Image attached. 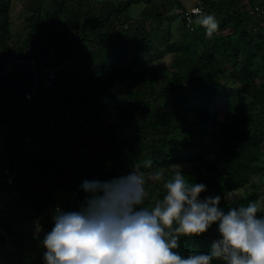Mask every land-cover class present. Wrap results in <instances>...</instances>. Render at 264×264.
<instances>
[{"label": "trees", "instance_id": "16d2710c", "mask_svg": "<svg viewBox=\"0 0 264 264\" xmlns=\"http://www.w3.org/2000/svg\"><path fill=\"white\" fill-rule=\"evenodd\" d=\"M138 3L144 7L134 18ZM13 4L0 0V122L7 126L0 189L27 204L21 212L19 203L0 208V243H22L17 228L30 207L44 232L34 243L44 248L54 216L85 202V180L133 171L145 179L140 208L163 200L176 171L206 185L201 200L220 196L225 212L264 207L253 180L264 163V0H200L190 19L183 0H26L25 38L12 33ZM202 15L219 25L211 36L197 23ZM171 16L182 23L178 31ZM66 59L53 84L28 99L35 77ZM60 189L72 200L59 202ZM219 237L214 223L200 236H182L175 251L207 254ZM22 264H45L44 254Z\"/></svg>", "mask_w": 264, "mask_h": 264}, {"label": "clouds", "instance_id": "9594fccd", "mask_svg": "<svg viewBox=\"0 0 264 264\" xmlns=\"http://www.w3.org/2000/svg\"><path fill=\"white\" fill-rule=\"evenodd\" d=\"M197 23L208 36L219 27L211 15ZM164 187L163 200L148 209L138 207L146 190L137 171L108 181L85 180L81 188L88 196L80 210L57 213L42 241L45 264H213L214 259L264 264V216H258L264 207L252 202L225 212L220 196L201 200L206 185L188 183L181 171ZM214 223L220 237L209 253L185 258L175 251L182 236H200Z\"/></svg>", "mask_w": 264, "mask_h": 264}, {"label": "rangeland", "instance_id": "374dc122", "mask_svg": "<svg viewBox=\"0 0 264 264\" xmlns=\"http://www.w3.org/2000/svg\"><path fill=\"white\" fill-rule=\"evenodd\" d=\"M116 1V0H112ZM184 5L187 9H192L199 5L200 0H183ZM25 7H26V0H14L13 4V10H12V33L15 37H21L25 38L28 28L25 21ZM144 7L143 3L133 4L130 8V14L132 17H138L140 12L142 11ZM172 23L173 30L178 31L180 25L182 24L179 18L175 16H171L170 20H167V22ZM166 30V25L161 29L159 33H163ZM165 40H160L158 42V45L161 43H164ZM161 83H165L169 75L166 73V71L161 73ZM261 79V78H260ZM262 81V79L260 80ZM7 126L6 124H3L0 122V140L2 134L6 131ZM212 157V156H210ZM261 173L258 175L253 176V180L257 184V186L264 190V163L260 164ZM188 168H192L191 166H188ZM53 177L51 176H45L44 180L47 184H50ZM242 189L241 191H243ZM58 200L61 201H71L72 198L67 194L64 190L60 189L58 191ZM16 203L21 205V207H18L17 211H25V205L27 204L26 201L19 198L13 191L10 190H3L0 189V208H6L11 209L13 206L16 205ZM25 204V205H24ZM81 206V204H80ZM29 217L26 221L22 223L21 226L17 228V236L19 239H21V244H16L11 237H7L4 241V243H0V264H22V260L25 258H36L39 256V254H44L45 249L37 246L40 244L35 245V241L37 239V236L42 235L43 229L38 224V221L35 217L31 216L33 210L29 207L28 209ZM24 220V218L21 220V222ZM1 235V234H0ZM35 239V240H33ZM25 254L26 256L23 257ZM23 258V259H22Z\"/></svg>", "mask_w": 264, "mask_h": 264}, {"label": "built area", "instance_id": "2783aa9c", "mask_svg": "<svg viewBox=\"0 0 264 264\" xmlns=\"http://www.w3.org/2000/svg\"><path fill=\"white\" fill-rule=\"evenodd\" d=\"M197 10H199V12H200L201 7L196 6V7L192 8L189 12H185V14L190 19V16H189L190 13H199V12H197ZM68 62H69V59H66L61 64H59L55 67H48V66L45 67L44 68L45 75L42 78H39V76L35 77L33 91H31L30 93H27L26 97L31 100L33 98V95L35 94L36 88L39 87L40 85H45L48 87L51 86L53 84L54 80L56 79V75L59 72V70L62 69ZM26 139H27V141H29V137H27ZM7 173H8V176H7L6 180L8 181L9 184H13L15 172L7 170Z\"/></svg>", "mask_w": 264, "mask_h": 264}]
</instances>
